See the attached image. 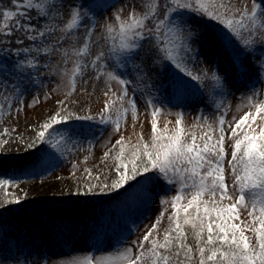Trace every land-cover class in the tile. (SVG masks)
I'll use <instances>...</instances> for the list:
<instances>
[{
  "label": "snow or ice",
  "instance_id": "1",
  "mask_svg": "<svg viewBox=\"0 0 264 264\" xmlns=\"http://www.w3.org/2000/svg\"><path fill=\"white\" fill-rule=\"evenodd\" d=\"M9 3L11 7L0 6V122L5 114L18 118L24 112L25 99L45 86L46 75L65 78L71 94L87 73L97 82L103 80L104 96L112 93L114 99H106L95 116L69 111L66 101H57L60 110L39 126L27 144L28 152L38 149L35 159L0 176V215L27 199L26 193L22 198L7 191L10 187L19 189L25 180L39 181L54 172L58 160L82 141L91 146V123L87 128L69 124L94 122L119 132L121 120L129 112L136 119L142 105L151 115L150 143L141 137L128 147L121 136L113 145H119V151L113 157L111 177L100 181L97 176L100 182L91 183V170H87L89 182L75 185L67 195L109 196L137 186L148 191L158 187L155 196L163 210L130 244L124 238L121 249L109 250L97 242L70 264H264V0H251V7L244 0L240 8L231 0H110L106 11H115L102 21L97 18V0ZM125 9L127 17L121 19ZM98 28L100 37L94 39ZM81 31L84 40L78 47L76 33ZM70 41L77 58L71 72L65 48ZM214 47L223 53V62L206 58V51ZM57 56L63 69L53 66ZM112 81L120 86L118 94L110 87ZM233 89H246L238 108L244 111L229 120L228 97L234 95ZM49 95L45 93V99ZM160 97L170 103L198 102L212 108L215 116L210 119L200 110L196 120L207 128L200 136L186 133L183 111L175 113L174 128L161 129ZM39 99L32 95L27 107ZM112 112L117 114L115 120ZM8 133V128L0 133V148L15 139ZM8 159L23 160L0 152V166ZM226 160L231 184L225 176ZM241 209L251 224L245 225ZM166 212L168 226L161 238L159 225ZM63 226V222L53 223L54 228ZM247 231L255 235V243ZM50 259L42 251L29 252L18 264H48Z\"/></svg>",
  "mask_w": 264,
  "mask_h": 264
},
{
  "label": "rangeland",
  "instance_id": "2",
  "mask_svg": "<svg viewBox=\"0 0 264 264\" xmlns=\"http://www.w3.org/2000/svg\"><path fill=\"white\" fill-rule=\"evenodd\" d=\"M109 2L110 0H97V18L101 21L111 18L112 12L115 11V9L106 11ZM247 2L251 7V0H247ZM231 3L236 8H240L243 6L244 0H231ZM127 13L128 10L125 9L121 14V19H126ZM110 22L115 25L114 20ZM116 26L118 27V25ZM211 27L216 28L215 25H211ZM57 35L60 34L57 33ZM97 37H100L99 28L94 39ZM83 40V31L77 32L75 43L78 47H82ZM71 44L72 41L65 44V48L69 49L67 64L69 72L75 66L77 59ZM95 51L96 47L93 46L91 52L94 54ZM208 57L223 62V53L215 47L206 51V58ZM57 65L60 69L65 67L60 56L53 59V66ZM83 81H87V84ZM83 81H78L75 92L69 94L71 90L65 78L59 74L46 75L44 77L45 86L32 93V95L40 97L36 105L27 107L32 101V95H29L24 102L25 110L19 114L18 118L15 114L11 116L5 114L3 121L0 122V133L4 128H8L9 137L15 139H9L8 144L0 148V152L5 153L8 158L19 156L23 160L18 162L15 159H8L5 164L0 166V176H8L13 168L21 166L23 162L35 159L38 149L28 152L26 151L27 144L35 138L39 126L54 112L60 110L57 101H66L64 107L69 111H76L80 115L95 116L104 107L106 99H114L112 93H109L108 97L104 96L103 93L107 91V87L103 80L97 82L86 73ZM208 86L211 87V85ZM110 87L113 92L119 93L120 86L115 81L111 82ZM131 91L132 86L130 85V94ZM232 91L234 95L228 97L230 109L227 119L229 120L233 116L243 115L244 109L238 111V108L241 104V93L246 89H241L240 92H236L235 89ZM45 93L50 94L49 98L45 99ZM160 99L163 100L164 108L163 113L157 117L158 126L161 129L174 128L175 113L183 111V126L186 133L195 132L197 136H200L207 131L202 121L196 120L200 110L203 109L204 114L210 119L215 116L212 108H204V105L198 102L172 100L170 103L168 99L163 97ZM177 103H181V106H174ZM117 105H119V101H117ZM111 115L113 120L117 118L115 112H112ZM150 120V113L142 105H138L136 119H133L129 112L121 120L119 132H115L111 125H98L94 122L76 121L69 124V127L83 126L87 128L89 127L87 124L91 123L94 131V136L88 138L91 141V146L87 141H82L77 149H74L70 154L66 153V158L58 160L59 166L54 172L42 175L39 181L25 180L19 189L10 187L7 190L22 198L26 193L27 199L24 200L23 205L12 206L11 210L0 215V264H18V260L22 261L24 255L29 252L35 254L40 251L44 253L45 259L51 257L48 264H70L73 259H82L85 250L94 243L100 242L102 247L109 250H119L123 246L124 238H127L130 244L138 237H142L163 210L159 199L155 196V193L160 191L158 187L148 191L137 186L129 189L128 192L122 189L120 194L109 196L70 197L67 193L75 185L89 182L87 170H91V183H99L111 177L112 168L116 163L113 157L119 151V145L115 147L113 145L121 136L124 137V143L128 147L138 144L141 137L144 142L150 143ZM170 121L171 123H169ZM82 123L83 125H81ZM27 152L30 154H25ZM106 152L107 156H105ZM97 176L100 177V181L95 179ZM225 176L231 184V169L227 160ZM61 190L64 195H61ZM227 203L229 202L224 201V204ZM168 209L170 212V205H168ZM168 214V212L165 213L159 225L161 238L163 229L168 226ZM241 218L245 221V225L251 224V218L243 209H241ZM54 222L58 224L63 222L64 226L54 228ZM132 232H135V235ZM246 235L251 237L255 243V235L251 231H247ZM32 258H36L35 255Z\"/></svg>",
  "mask_w": 264,
  "mask_h": 264
},
{
  "label": "trees",
  "instance_id": "3",
  "mask_svg": "<svg viewBox=\"0 0 264 264\" xmlns=\"http://www.w3.org/2000/svg\"><path fill=\"white\" fill-rule=\"evenodd\" d=\"M0 6L11 7L9 0H0ZM25 154H30V153L27 152Z\"/></svg>",
  "mask_w": 264,
  "mask_h": 264
}]
</instances>
